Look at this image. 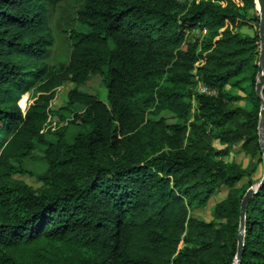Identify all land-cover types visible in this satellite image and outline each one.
<instances>
[{
	"label": "trees",
	"instance_id": "trees-1",
	"mask_svg": "<svg viewBox=\"0 0 264 264\" xmlns=\"http://www.w3.org/2000/svg\"><path fill=\"white\" fill-rule=\"evenodd\" d=\"M60 1L0 0V264H236L256 182L223 157L240 143L263 160L256 0H81L69 61L50 65ZM67 82L65 108L84 110L48 127L66 123L52 101ZM36 150L43 172L18 165ZM223 186L212 220L191 214ZM260 186L240 264H264Z\"/></svg>",
	"mask_w": 264,
	"mask_h": 264
},
{
	"label": "rangeland",
	"instance_id": "rangeland-1",
	"mask_svg": "<svg viewBox=\"0 0 264 264\" xmlns=\"http://www.w3.org/2000/svg\"><path fill=\"white\" fill-rule=\"evenodd\" d=\"M184 1V0H181ZM81 0H61L55 8L50 10L48 16V22L50 27L52 28L54 34V44L49 49L48 54L42 60L48 64H56L59 62L67 63L69 61L70 53H71V42L69 38V31L75 26L76 18H77V9ZM254 12L250 11V15H253ZM258 27H250L243 26L241 27V32L244 34L254 35ZM195 32H198L196 30ZM73 84L71 82H67L61 87L57 89L56 97L52 101V108L59 109V116L66 119V123L60 121L57 117L53 120L52 123L49 124L48 127L53 126L55 129H58L63 124L66 126L68 122L73 119L74 114L76 112L83 111V106L79 104H75L71 107L65 108L68 103V92L72 89ZM89 88L91 91L93 90H103V85L98 77L92 79L89 83ZM227 89L231 91L233 94H238L241 96H246V92L239 88L234 87L232 85H228ZM200 91H204V87L200 85ZM29 93L28 105L30 104L31 92ZM101 97L104 98L105 94H101ZM237 105H240L244 108H250V102L248 99H242L237 102ZM57 122L60 125L57 126ZM77 132L76 128L68 127L67 133L69 136H72ZM214 145L216 148H224V145L221 144L218 140L214 141ZM223 159L231 164L238 163L242 168L246 169L249 172H252V177L257 185L263 178L264 175V159L260 160V156L252 157L247 155L240 146V143L235 144L230 154L224 156ZM18 165L22 166L26 170H31L34 172H43L46 168V163L43 158V153L39 150H36L32 156L22 160L18 163ZM16 178L23 180L28 185L33 186L35 188L41 185V182L37 180L35 176L30 175L28 172L18 173L15 175ZM247 181V178H244L241 183ZM239 183V184H241ZM228 188L223 186L221 187L213 197L209 200L206 206L200 208H192L191 214L193 216H197L199 218L205 219L207 221L212 220V209L215 203L222 200L227 194Z\"/></svg>",
	"mask_w": 264,
	"mask_h": 264
},
{
	"label": "water",
	"instance_id": "water-1",
	"mask_svg": "<svg viewBox=\"0 0 264 264\" xmlns=\"http://www.w3.org/2000/svg\"><path fill=\"white\" fill-rule=\"evenodd\" d=\"M257 10L260 13V25H259V37L261 40V50H260V58L258 62V76L256 83V94L262 100L261 106V118L259 123V136H260V146L261 153L264 159V0H256ZM264 182V175L261 182L258 185H254L250 187L245 193L242 204H241V218H240V228L238 233V251L236 257V264H240L243 251H244V240H245V226H246V213L248 203L252 196L260 189L261 183Z\"/></svg>",
	"mask_w": 264,
	"mask_h": 264
},
{
	"label": "built area",
	"instance_id": "built-area-1",
	"mask_svg": "<svg viewBox=\"0 0 264 264\" xmlns=\"http://www.w3.org/2000/svg\"><path fill=\"white\" fill-rule=\"evenodd\" d=\"M206 90V88H204V91Z\"/></svg>",
	"mask_w": 264,
	"mask_h": 264
}]
</instances>
